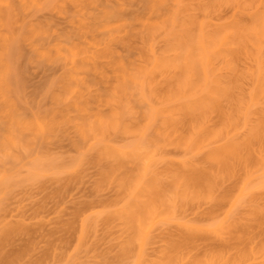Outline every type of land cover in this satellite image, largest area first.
I'll use <instances>...</instances> for the list:
<instances>
[{
  "label": "bare ground",
  "instance_id": "1",
  "mask_svg": "<svg viewBox=\"0 0 264 264\" xmlns=\"http://www.w3.org/2000/svg\"><path fill=\"white\" fill-rule=\"evenodd\" d=\"M238 1L239 0H237L236 2L235 0L236 3H238ZM240 1H243V0H240ZM256 1L262 2V0H256ZM250 2H254V1L252 0ZM250 2L246 1V3H250ZM243 5L244 4H242L241 7ZM180 6H181V2H179V0H0V165L1 164L3 166L6 165V167L14 166L13 168H10L11 171H13L15 167L18 165L17 162L23 159V158L21 159L20 157L21 155L27 156V158H29L28 156L31 155V157H33V160H35L36 158H38L39 154L36 155V158H34L32 154L38 151L37 147L40 144V143L38 144L39 140L42 138L41 140L43 142L41 141V143H45V146H46V143H49V141L53 140L54 138H57L56 136H60L62 134L61 130H63L62 132H64L63 133L64 135L69 136L70 138L74 135L75 139L76 138L78 139V140L76 139V141H78V144H77V142H75V140L72 139L73 137L71 138V142L72 143L75 142V144L73 143V146L77 144L76 147L78 146L77 148L81 149L82 147L80 146H82L85 143L84 141H87V143H85L84 145H87V147L89 148V146L92 145V142L94 141V143H97L99 145L98 147L101 146L100 148L101 152H102V149L104 152V150H106L108 146L111 148L108 141H107L108 145L106 144L107 146L105 144H103V146L102 144H100L108 140L107 137L105 136V135H108V134H105L108 131L107 129L111 127L109 126L108 128V124L110 125V123L107 122L109 121L108 118L110 119L119 118V117L127 118V116L131 114L133 115L134 118H137L139 116L141 120L145 122V126L147 128L149 127V129L153 128V131H154L153 123H155L156 120L161 118L162 123L161 122L160 123L162 125H160L159 127L155 125V127L157 128H155V131H154L155 133L153 132L154 134L156 135L158 134L159 136L161 135L164 136V139L166 138L165 141L167 142L168 140V143H170L169 145H174L175 146V147L173 146L174 148L177 147L181 150L182 149L185 151L187 150L186 152L183 151L184 153L180 150V152H182L184 155H186V153H188V151L190 150L194 152V154L197 152L198 153L205 152L202 156L205 161L202 163L204 164L208 163L210 165L209 166L207 164L209 167L207 166L208 168L206 169H204V166L201 167L202 169L196 168L198 170L196 171L195 170L196 166L193 167V164H192V167H188L189 169H191L189 170L188 168H185L187 167V164H184L186 162L184 159L183 161H181L180 159H179L180 161L177 160L179 162V164H177L179 166L176 165L178 168L177 167L174 168L176 170L173 169L174 170L173 174H172V171H170L171 174L169 172V175H170L169 177H171L172 175V179L170 178L171 185H169V189L171 188V191L173 192V194L171 193V196L173 197H170L171 199L170 200L165 197L166 196L165 194H163L164 197L166 198L165 200L163 195L160 193L161 192L160 187H158V185L156 184L154 177L148 176L149 174L147 175V171H144L145 169H147V166H145L147 164H145L141 171L144 173L140 175L139 177L137 175L134 176V177H137L136 180H134L133 182L134 184H132L131 182L133 186L130 185L131 188L129 187V190L130 189L133 190V193H130L131 195L130 197H128L129 194L127 193L128 194L127 198H130V199L133 198V200L129 199L128 201L129 203L130 201H132L130 205L133 202L135 203L134 205L136 206H133L135 208L134 209L135 211L133 210L132 205L130 206L129 203L128 205L131 208H129L127 204H124L126 205L125 207L126 212L123 211L124 209L121 208V211L125 213V215H123L125 216L124 218H127V220L131 223L132 227L138 228L139 234L141 232V229H143L142 226L144 225L142 224L144 220L146 219V217L149 219V221H147L146 219L148 225H150L151 223L150 221L156 217L155 214H157L156 211L158 210L157 208L160 207L159 206L160 204L165 207L171 206L173 204V206L175 207L177 204L176 202L180 200V198L177 199L176 201L175 199L180 196L183 197V198L181 197V199L185 200V199H188L189 197H192V195H195V193L197 196H199L204 192L208 194L209 193L214 194L212 192L214 191L217 193V195L221 193L220 195H218L219 196L218 198L214 197L216 198L214 200L215 203L217 202L216 205H214V207L216 208L218 205L217 207L218 209L217 208L215 209L217 212L220 209V207L221 208L224 207L223 203H225V207L227 206L228 208H232L234 204H236L240 200V198L244 197L243 196L244 193L246 192L248 193L251 190L252 186H249V184H251L250 180L252 181V177L254 175L255 177H260V179L263 178L262 180H260L261 183L263 184L264 183L263 182L264 181V123H263V120H260V119H262L264 115L262 118L260 117L259 119V122L261 121L262 122L259 125L257 124L256 127H254L255 131H254V128L251 130L252 132L253 131L254 132L253 133L250 132L249 134L250 137L247 136L248 138H246L244 142H242V140L238 141L239 143L235 142V140H232L228 136V134H229V130H231L232 128L231 125L236 123L235 121H233L232 123V120H231L232 117L230 116H233V114L237 110L239 111V113L237 111L236 114L237 113L238 114L237 115L234 114L236 115V117L233 116V120H235L234 117L239 118L241 114L245 116L249 113H252V111L250 112V110H252V107L255 106L253 104L260 103L259 100L256 101L257 97H259L260 99L261 96L263 97L264 95L261 93L263 89L259 87L258 88L256 87V90L258 89L260 91L261 89V91L260 92L255 91V93L257 92V94L259 93L261 96L259 94H258L259 96H256L253 90L255 85L257 86V84L260 83L259 82L261 81L260 79L264 78L263 77L264 70L261 73L262 71L261 67L264 66V65L261 66V64H263L264 62L261 60L263 58H260V56L258 57L255 56L257 53L260 54L259 52L263 53L262 45L260 44L261 42L260 43L257 42V39L259 38L261 40L262 34L264 36V33H263L264 13L260 14L263 12V11L260 12V10H258V13H257L255 9L253 11L251 10L249 11L247 10V7H245L244 5L242 8L238 7V9L237 8L235 9L236 11H238V14L237 12L234 11V16L236 14L237 15L240 14L239 16H241V13L242 15L249 13V12L252 14L254 13L253 14L254 24L253 23L250 24V27L249 25L246 26L241 23L239 24L238 21L240 20V18L237 19L238 18L236 17L237 15L235 16L236 17L235 19L237 21L234 18L232 19L233 16H231L230 18H228L230 21L224 19V21L226 22H224L223 20H221L223 21V23L213 22L212 25L214 24L215 27L213 26L212 30L216 28V25H217V28L219 29L220 27L219 24H221V27H220L221 32L217 30L216 28V30L218 31L217 33H219V36L217 37L219 38V40L217 41V38L215 36L216 31L214 30L213 32H215L214 33L215 35L213 34L214 35L213 37H215L214 39L216 40L217 43L215 42L214 39H213L214 41L212 40L213 42H215L213 46H212V43H213L212 41H211L212 43H210L211 45L207 43L209 44V47H212V51H210V48L208 49L207 48L208 46L205 44L206 42L209 41L208 40L205 42L206 38L209 37L210 34L208 35L209 31L207 32L206 27H205V31L207 33L206 32L205 33L208 36L204 34L203 26H204V23L205 24L207 23L208 25V21L206 22L205 20L204 22L203 20L204 23L202 21H199L201 22L199 24H197V22L196 23L194 22L195 25L197 24L196 26L199 25L198 26L199 29H197L196 27V29L198 30L197 32L198 35L196 34L197 38L195 37V39H193V41L195 42H193L192 40L191 41L195 43V47L197 45L198 48L194 47L196 49L195 51V49L193 48V44L192 45L189 44L190 45L189 47L186 42H185V45L188 46V49H186L187 46H184L186 50L183 48L185 50L184 53L188 50L185 53V57L189 59L191 58L190 57L191 51L193 52L194 50L195 52H197L198 59L202 60L200 61V63H202L201 64L202 71L205 69L206 66L208 68L207 64L210 63L211 65H209L210 66L209 68H211V70H209L208 68L209 73H211L212 65H213V63L210 62V60L213 59L210 56H212L213 54L211 53L212 54L211 55L210 52L215 53L214 50L217 49V47L223 49L224 51H227V50L230 51V49L232 48L233 52H235L238 55L239 59L242 57V59H245V60L247 59L249 61L251 60L253 64L257 63V65L253 66L255 69H257L258 66L259 67L261 66L260 67L261 70L259 69V67H258L259 71L258 69L256 70L258 75L256 73L254 76L253 72H255V69L251 72V75H252L251 78H255L256 81L252 80L253 87L248 92L249 93L253 92V93L252 94L248 93L249 97L247 98H249V100L245 99V102L247 103V105L241 108V106L244 105L242 104L244 100L239 102L240 104L238 103L239 105L238 104L237 105L238 107L239 106L240 107L238 109L237 107H234L235 110L232 109L231 112L233 114H231L229 113V111L223 110V108L221 107L220 109L218 106L219 104H218L217 107L219 108L220 111L217 110L219 111L217 113L218 114L217 116L214 114L216 110L215 100L216 101L218 100L217 95L214 96L213 94H211L212 95L211 96L210 93H207V91L211 92L209 91L210 89H212L213 93L215 90L217 92L218 90L217 87L215 88V90H213L214 89L213 85H209L213 83L216 85V82L213 78V74H210L212 75V77L208 78L209 76V73H207L208 70L207 72L206 70L203 71L205 72V75L203 73L204 76L202 75L203 78H201V80L205 84L207 83V80H209L208 82L209 84L207 85V87L208 86L209 87L207 89L204 85H200L201 88H199L200 91L198 90V92L200 93V95H201V92H203L204 94H209L208 96L205 95L206 97H204V98H207V100L203 99L205 100V102L202 101L204 102L205 106H207L206 101H208L210 106H211V103L215 102V104H212L214 106V107L212 106L213 109H209L208 112L212 111V114H214L217 118L219 117V119L221 116V120H224V121L221 122L219 119L218 120L220 121V124L222 123L224 124V125L222 124L221 127L224 129L225 132H228L227 134L223 132V129L221 128L220 130L219 128L215 129L216 126H214V128L212 126L210 127L209 123L211 122L213 118L212 119L208 118V120L206 118L212 117L214 115L209 114L208 112H205L206 115H210V116H205L204 112H202L204 117L200 118L202 113L199 109L201 108V110L203 111L201 107V105L203 104L202 103L200 104L201 101L200 102L198 101V105H196L194 102V100L196 99L194 97H193L194 100L192 99V97H191L192 100L188 99L190 97L189 94H193V93H195V96L200 97V95H197L196 93L197 90H195V92H193L194 90L193 91L191 90L192 91L191 93V91L189 92L188 91L189 89H187V92L189 93L184 91L186 94H183V90H185L184 88L188 87V82L190 80L189 77H191V73H190L191 70H188L190 66L189 64L190 62L188 60H187L188 62L187 64H189V66H185V68L188 67L187 69L188 72H187V75L185 76L187 77L186 79L187 80L189 79V80L187 81L184 79L187 82L186 83L183 80L185 82L184 83L181 79H179L180 81H182V84H185V85L183 88L181 87L183 85L179 86L181 82L178 80L179 81V84L177 83L178 87L176 86L177 89L174 91L181 92L180 90V87H181L182 96L186 95V98L182 96L181 97L184 98V101H186L187 99L188 101H191V102L193 101L192 102L194 104L193 106L196 105L197 109L200 106L198 110H196V107L193 108L191 103L188 101H187L188 105H185V103L183 102L178 103L176 100L179 99L180 96L179 97L176 96L177 99L175 97H172L173 95H176V94H173L171 93L172 91L171 92L169 91L171 90L170 89L171 84H174L175 82L173 83L171 82L170 85L168 83L170 87L169 89L165 88V90L166 89L169 90V91L166 90V94L167 92H169V94L171 95L167 96L165 94L166 97L164 96H163L164 98L160 97L162 99L158 100V97L161 94L160 95L158 94L157 96H155L156 95L155 93L154 95V92L158 93V91H156L158 90V88L153 91V89L155 88L153 86V80H154L153 78L155 77L154 74L156 73L157 70L159 69L161 70L162 68L165 67L164 65L165 62L164 63L163 62L161 63V61L159 62L160 59L155 57V54L153 53L154 51H152V47L149 48V46L151 45L145 46L146 50H144L143 48H141L143 47L142 45L144 43L141 44V47H138V44L136 43L135 45L137 46H134V43H132L133 40L131 39H134V38L131 37V35L133 34V30L138 29V27L140 30L143 27L142 31L150 30L152 32L154 31V29L157 30L161 28L162 26H164L165 23H167V25L173 24V20L177 19V18L176 19L174 18L179 13ZM251 7L253 9V6ZM243 8H246V10L244 9L246 12L243 10L241 11L239 10ZM248 8L251 9L249 5H248ZM255 12L257 13V17H256ZM259 16H261L262 18ZM256 18L258 21L256 20ZM152 19L154 21H152ZM254 21L257 24H255ZM174 24H175V21H174ZM239 25L245 26L246 28L249 27L252 29L247 28L248 29L247 30L244 27H239ZM135 26H137V28ZM208 27L209 25L207 26V28ZM257 27L258 29L263 28L262 29L263 31H260L262 33L261 35ZM238 30L240 32H238ZM236 32L237 34L239 33L237 35L238 38L239 36L241 37V35L244 36L242 37L243 38L242 41H240L242 38L235 39L234 35L236 36L235 34ZM231 35H233L232 37L233 39L230 38ZM204 36L205 37L207 36L205 40H204ZM249 36H254L252 37L253 39L251 41L252 43L248 41L247 37ZM250 38L251 37H249V40H251ZM207 39H210V37ZM244 39H246L245 43H243ZM230 40H232V42H235L237 48L233 46L234 43L230 42ZM233 40L240 41L241 43H236V41H233ZM253 41L257 43L254 42L255 43L254 44ZM134 42H136V40H134ZM242 43L243 44L249 43L248 44L249 47L243 45ZM119 44H121L122 47ZM215 44H216V48H214ZM238 44L239 46L240 44L241 46L242 45L244 46V47L242 46L244 48L243 50L249 49V56H247L248 50L245 52L246 54H244L246 58L243 57L244 55L241 56L242 50H240L241 49L240 47H239L240 49H238ZM219 48L217 49L216 53L220 51ZM251 48H253L252 51L255 52V55L254 53L252 54L253 57H251L252 56ZM208 50H209L210 56L208 55V52H207ZM236 51L237 52L239 51L241 57ZM255 57L257 58V60L255 59ZM186 58H185V61H186ZM101 59H103V61ZM100 60L105 63L102 64ZM254 60L256 62H254ZM258 60L259 61L261 60L259 64H258ZM105 67L107 68L105 69ZM26 68H29V69L34 68L33 72L34 71L37 72V70L41 72V73L37 72L39 76L41 74V76L37 78L39 80H34V83L37 84L36 86L33 83L32 78L30 79L32 80L31 81L32 86H31L30 80H27L28 78L22 75L24 71H27ZM185 70L182 71V74L184 73ZM106 71H108L107 74L109 75L106 74L105 76ZM54 73H57V74H54ZM188 73L190 75H188ZM260 74L262 75L260 76ZM55 75H58L59 77ZM93 75L94 77L98 76L97 81H95L96 79L92 77ZM104 77L108 80L105 82V84H107L108 82L109 84L105 85L103 83L105 81L103 80L105 79ZM258 77H259V81H257ZM260 77H263V78H260ZM210 79H212V82H210L211 81ZM102 80H103L102 82L103 85L101 86ZM35 81H38V82H35ZM202 81H200L199 84L200 83L202 84ZM262 81L260 83L261 87H263ZM189 83L191 84V82ZM28 84L31 87L33 86L35 87L34 90L31 88V91L33 90L32 92L26 89V88H30ZM190 84H189V88L190 87L192 88L193 86L192 84L190 86ZM106 86L107 88H105ZM210 86L212 88H210ZM102 87L103 89L101 92ZM202 87L204 88V90ZM173 89H175V87H172V90ZM192 89H194V87ZM26 90L28 92H26ZM204 91H206V93ZM163 92H162V95H163ZM203 93H202V96L204 95ZM187 96L189 97L187 98ZM155 97H157L156 98L157 101L156 100L154 101ZM212 98L213 100H211ZM250 100H251V103L249 102ZM209 105L207 107L211 108ZM250 105H253V106L251 107ZM101 106L103 107L106 106L104 108H107L108 113H107V110H105L103 107H102L103 110H100L102 109ZM182 106H185L189 111L190 110L191 111L193 110V112L197 111V113L195 114L193 113L194 114V115L192 114L193 117L191 115L190 116L191 118L189 119H187V117H185L187 115L184 114L185 119L189 120V123L186 122L188 125L186 124V126H183L185 129L187 128L185 131H183L184 128L181 130L182 124L178 125V122L181 121V119L177 117V120L178 118L180 119L177 122L176 117H174L176 116V113L178 114V112H180L179 109ZM208 108H205V110H207ZM198 111L201 114L200 116L198 114ZM223 111L225 112L223 113ZM226 111H227V115L229 113L228 116L225 115ZM244 111H245V115H244ZM261 111H262L261 112V116H262L264 109ZM185 113H186V110H185ZM221 113L223 115H221ZM196 114L198 115V117ZM247 118L243 117V120H246ZM262 124H263V127H262ZM228 125L231 126V128H229ZM260 125L263 129L260 127ZM204 127L206 128L210 127L212 129V130L209 129L210 130L209 131L208 128L207 130L205 128V132H207L208 138L205 137V135H203L204 139L198 138V135L199 134L201 135V131L204 130ZM64 128H67L66 132L64 131ZM256 128H259V130ZM68 129H71L72 132L68 131ZM214 129L215 131L218 130L219 132L218 131L213 132ZM141 130H140V134L143 133L142 134L143 137L144 135L146 137V134H144V132ZM143 130L145 129L143 128ZM211 131L213 133L210 135ZM57 132L61 134L58 135ZM68 132L72 133V136L69 135ZM147 132L145 131V133ZM220 132H223V134L225 133L224 134L225 138L227 140L229 139L228 142L227 141L223 142L224 140L221 139L223 135ZM202 134H204L203 131H202ZM45 137L46 138L48 137L47 138L48 142H45V139H44ZM141 137H139V139H141ZM49 138H53V139H49ZM81 141L84 143H82ZM145 142H148V141H145ZM145 142H144V146L140 145V143L138 142L139 143L138 146L140 145L142 147H145L147 146L146 144L149 145V142L146 144ZM94 143L93 145L97 146ZM40 145L44 146V144H40ZM138 146H136V148ZM41 148L43 147L40 146V149ZM112 149L113 151L115 150L117 152L119 151L118 153L120 154H123L124 152L127 153L126 151H123L119 148L117 149L112 148ZM137 149H139V147ZM80 151L79 153L83 154V149L81 151L82 153ZM192 152L190 153L192 154ZM14 161H16L15 165H14ZM8 162L12 163V165ZM189 166L191 165L189 164ZM1 167H0V181H1L0 188L2 184L4 186L7 185V182H9L10 180L9 177L7 178L4 177L5 173L8 172L7 168L4 167L5 169H3V167L2 168ZM192 169H194V171L196 172L194 173ZM4 170H6L5 173H4ZM170 170H172V168ZM2 180H7L6 184H4L5 182ZM191 182L192 183L196 182L194 184H197L198 182L200 183V185L198 184V186L200 187V189L198 187L199 193L197 190H195L196 189L195 187H197V185H195L194 187L192 184V189L195 188L194 191H196L195 193L193 192V190L190 187ZM224 183L225 184L229 183L230 185L233 184L232 185L233 188L232 186L231 188H228L230 187V185L228 187L227 185L223 187ZM219 185H221V187H219L218 189ZM209 186H211V188H209ZM216 186H217V189L219 191L222 190V192H219L216 189ZM188 187H190L189 192L191 193L193 192L194 194L187 193L189 189ZM201 187H203L204 189L206 188L205 189L206 191L203 190ZM248 188H250V190ZM1 189H5V188L2 187ZM3 195L1 196V198L3 197ZM183 195H186V196H183ZM150 196L152 199L150 198ZM144 197H146L145 198L146 200H142V198L144 199ZM125 201L127 202V200ZM219 204H221V206ZM173 206H171V208H173ZM255 208L253 209L254 213H256L255 210L257 212L258 211L263 212V213L261 212V214L258 216L257 222H255L254 224L255 226H253L258 231L256 235H258L260 232L259 236L261 237L257 239L255 238L257 236H254L255 234H253L252 236L251 230L248 229L249 230L248 232L246 227H245L246 230L245 228H243L244 230L241 229V226L240 227L238 226L237 228L239 229H237L236 226L234 227L233 224H230L232 222H229V218L227 215L228 212L223 213V215L221 214L222 215V217H220L221 219L214 221L211 224L209 223L210 225L207 223V226L205 225L206 227L205 226L203 227L200 224L197 225L196 223L188 224L187 222L189 221L184 222L181 220L180 221L176 220L174 218L175 222L178 221L176 222V224L178 223L177 225L180 226V229H182L181 232L178 233L179 235L177 234L175 237L179 236V238L180 237L182 238L179 239L177 237L178 239L176 240L174 239L175 238L174 237L173 239L175 241L173 240L174 242H172L170 240V242L172 243H168V246L170 247L167 246L166 249L170 250L171 248L170 252L172 251V256H170L171 253L168 252L169 250L167 251L166 249H164L166 250V254H167L165 255L166 257L168 256V258L167 259L164 258L165 251L163 250L164 253H162V255H163L164 261L160 262V260L157 259L156 261H158L159 263L150 261L149 264H153V263L155 264H264V211H263L264 208L260 204H259V209L257 205L255 206ZM173 210L171 209L172 212ZM220 210L222 213L224 209L223 210L220 209ZM169 212H170V209H169ZM214 214L215 213L213 212L212 215ZM214 216H217V215H214ZM172 218L173 216L171 213V219ZM216 218L218 219V216ZM1 221L3 222V220ZM1 221H0V224H1ZM5 222H3L4 223L3 231L0 234V244H3L5 242L4 243L5 247L7 245H12L11 244L12 239L15 236L21 237V235L24 232L25 234L23 235V237L27 236L26 235L27 230H24V227H27L24 225L25 223L21 224L19 222L20 225L22 226L20 225L14 226L13 224V228H9V226L12 227V224L11 225L6 224ZM7 222L10 223L9 221ZM129 222L127 223L129 224ZM12 223H17V222H12ZM80 224H81L80 226L82 227L83 221ZM144 224L147 225L146 223ZM5 225H8V229L6 228L7 226ZM0 228H1V225H0ZM82 228H84V226ZM82 228H81V233H83ZM233 228H235V231ZM231 229L233 231H231ZM147 230H148V226L146 227V232ZM30 231L31 230H29V232ZM182 231L185 232L186 236L189 238H187L186 236L183 237ZM18 232H19V235L17 234ZM29 232H27L28 236L30 235ZM201 232H206L203 234H206V235L208 234V236L210 234L213 235V237L215 238L214 240L217 239L216 241L217 242L219 241L220 244L218 245V247H216V250H214L215 249L214 248L215 246H214L212 248L213 250L210 249L212 251L210 252L207 251V254L205 253V250H204V253L200 255L197 254L198 256L195 257L197 259H195L194 258L195 255L192 256L191 251L194 253L193 248H197L194 246V245L197 246V244L193 242L192 238L195 236V234L196 236L194 238H196L198 234H201ZM14 233H16L17 235H15ZM13 234L15 235L14 237H12ZM141 234L143 235L146 234V237H147L148 232L141 233ZM180 234L182 236H180ZM138 238H140V235ZM29 239L28 241H30ZM144 240L145 238H142L140 242L138 241V244L140 243L144 244L145 243ZM30 243L26 242V246L29 244L31 246L33 245L32 240L30 241ZM4 244L2 245V247L0 245V247L7 250V248L3 247ZM170 244H172V246ZM239 244H241V246ZM142 246L143 245H141V249H142ZM8 247L9 249H11V246H8ZM209 248L210 247H208L207 249ZM13 250H19V249H13ZM195 252H196V249H195ZM138 253L139 254L137 255L135 254L138 259L133 255L134 259L132 258L131 260L132 262L133 261L135 262L134 264H142V262L145 260V258H143L144 260L141 258L143 257L142 256L143 251L142 252L139 251ZM168 253L170 254L168 255ZM0 254L4 255L5 253L3 254L0 253ZM12 255L15 260L16 257L14 256L13 252H12ZM201 255L203 256L205 255V256L203 257ZM20 257L21 256H19V258ZM22 257L24 256L22 255ZM191 257L193 258L191 259ZM3 258L5 259L6 256L2 257V259ZM6 260L9 261L8 258H6ZM16 260L13 261V263L9 261V263L14 264L16 263ZM2 261L4 262V260H0V262ZM146 262L147 261L145 260V263ZM145 263L143 262V264Z\"/></svg>",
  "mask_w": 264,
  "mask_h": 264
},
{
  "label": "rangeland",
  "instance_id": "2",
  "mask_svg": "<svg viewBox=\"0 0 264 264\" xmlns=\"http://www.w3.org/2000/svg\"><path fill=\"white\" fill-rule=\"evenodd\" d=\"M243 1L239 0L238 3H236L237 0H236V2H235V0H179V2H181V6L179 7V13L174 18V19H176V18L177 19L173 20V24L175 21L174 26L171 23H170L171 25H169V24L167 25V23H165L164 26H162L161 28H159L157 30L154 29V31H152V32L150 30H148V31L143 30L142 31L143 27L142 28L140 27L141 30L139 29V27H138V29L134 28L135 30H133V34H132L133 36L131 35V37L134 38V39H131V40H133L132 43H134V46H137V45H135V43H136V44H138V47H141V44L144 43L142 45L143 47H141V48L146 50L145 46L151 45V46H149V48L152 47V51H154L153 53L155 54V57L160 59L159 62L160 61H161V63L165 62V64H164L165 67L162 68L161 70L160 69L157 70L156 73L154 74L155 77L153 78L154 79L153 80V86L155 87V88L152 87V88H154L153 91L158 88V90H156V91H158V93L154 92V95H155V93H156L155 96H157L158 94L162 95V92L165 91V92H163L162 96L160 95L158 97V100H161L162 98L166 97V95L167 96L171 95V94H169V92L172 91L171 93L176 94V95H173L172 97L176 98V96H178V97L180 96L179 99L176 98L177 99L176 101L178 103L183 102V103H185V105H188V102H190L191 105L193 106L194 105L192 103L193 101L192 102L188 101V99L192 100L194 97L196 100H194V99L193 100H194L196 105H198V101L199 102L201 101L200 104L202 103L204 105L205 100H203V99L207 100V98H204V97H206L205 95L208 96L209 94H204L203 92H201V95H200L198 90L200 91V89H199V88H201L200 85H204L208 89L209 86L207 87V85L209 84L208 83L209 80H207L205 78L207 80V83L205 84L201 80V78H203L202 77L203 73L205 75V72H203V71L206 70V72H207L208 68L210 67L209 65H211V64L206 63L208 65V68L206 66L205 69L203 68L204 70L202 71V68H201L202 63H200V61H202V60L198 59L197 52H195L196 51L195 48L197 47V45L195 47V43H193V42H195V41H193V39H195V37L197 38V36H196V34L198 32L197 29H199V27H198L199 25L198 26H196V25L201 23L199 21H202V22H203V20H204V22H205V20H206V22L208 21V25H209L208 28L209 29L207 28V26H208L207 23L205 24L204 22H203L204 23L203 27H204V34L205 35H207L206 33L209 31L208 35L210 34L209 35L210 39H207V38H209V37H207L208 36L207 35L206 36L207 38L204 36V40H205V38H206L205 42L209 40L205 44L208 46L207 48L208 49L210 48V51H212V47H209V44L215 40L214 39L215 37H213L215 34H216L215 35L216 38L219 36V33H217L218 32L217 30H219L221 32V29H220L221 24H219L220 27L218 26L219 29L217 28V25H216L217 30H216V28H214L216 33L213 32L214 30H212V27L213 26L215 27L214 24L212 25L213 22L214 23L215 22H218V23L222 22L223 23L224 19L229 20L228 18L233 16L232 19L233 18L235 19L236 17H238L237 19L240 18V20L238 21L239 24L241 23V24H244L246 26L249 25V27H250V24H252L253 20H254V17H253L254 13L252 14L249 11L250 10L253 11L255 9L257 11V13H258V10H260V12L263 11L262 13L259 12L260 14L264 13V0H262V2L256 1V0H253L254 2H250L252 0H249V1L243 0ZM246 1L250 2V3H246ZM242 4H244L245 7H247V10H249L247 12H249V13L242 15V13L240 12L241 16H239L240 14L237 15L238 11H236L235 9L236 8L238 9V7L242 8L244 6L243 5L241 7ZM248 5L251 9L248 8ZM251 6H253V9ZM244 9L246 10V8L239 9V10L245 11ZM234 11L237 12V14H236L237 16L235 15L236 17L234 16ZM257 13L255 12L256 17H257ZM261 16H263V15H261ZM261 16H259V17H261ZM221 20H223V21H221ZM256 20H257V18H256ZM152 21H154V20L152 19ZM194 22L195 23L197 22V24L195 25ZM224 22H226V21H224ZM255 24H257V23L255 22ZM205 25H207V26H205ZM135 27L137 28V26H135ZM165 27H167V28H165ZM196 27H197V29H196ZM205 27H206L207 32L205 31ZM239 27L246 28L245 26H240V25H239ZM249 27H247V28L252 29ZM257 29H258V27H257ZM260 29H258L259 32L263 31L262 30L263 28H260ZM140 32H141V34H140ZM238 32H240V31L238 30ZM263 33H264V31H263ZM235 34L237 36L239 33L237 34V32H236ZM261 34L262 33L260 32V35ZM233 35H231L230 38H232ZM257 35H258V33H257ZM236 36L234 35L235 39L236 38L241 39L242 37H244L242 35H241V37L239 36V38H238V36L237 37ZM131 37H129V38H131ZM249 37H251L250 38L251 40H249ZM249 37H247L248 41L251 42L253 40L252 37H254V36H249ZM129 38H128V40H129ZM134 40H136V42H134ZM218 40H219V38H217V41ZM242 40H243V38L240 41H242ZM259 40L260 39L258 38L257 42H259V43L261 42L260 44L262 45L263 53L259 52L260 54L257 53L255 55V52L252 51L253 48H251V55L254 53L255 56H257V57L260 56V58H263L261 60L264 61V56H263L264 55V36H263V34L261 35V40L260 41ZM233 41H236V40H233ZM240 41H236V43H241ZM129 42H131V41H129ZM185 42L188 44L189 47L192 44H193V48L195 47L194 48L195 51L194 50H193V52L191 51V56H190L191 58L190 59L185 57V53L188 51L187 50L184 53V51L186 49H188V46L185 45ZM215 42H216V40H215ZM215 42L212 43V46ZM230 42H232V40H230ZM245 42H246V39H244L243 43H245ZM254 42L255 41H253V43ZM257 42H255V43H257ZM207 43H209V44H207ZM232 43L235 44V42H232ZM234 44H233V46L235 48H237L236 44L235 45ZM246 44H243V45L249 47V45H248L249 43L247 45ZM119 45H121V44H119ZM184 46H187L186 49L184 48ZM242 46H241V44H240V46L238 44V49L241 48L240 50H242L241 56L246 54L245 52L247 50H248L247 56H249V49L243 50L244 46L243 47ZM121 47H122V45H121ZM119 48H120V46H119ZM214 48H216V44H215ZM218 48L219 47H217V49ZM217 49L214 50L215 53L210 52V54L211 53L213 54V55L211 54L212 56H210L209 50L207 51L208 55L211 58H213L210 60V62L213 63L212 71H211V73H209V70H211V68H209L207 73H209V76H210V77L208 76V78H211L212 75H210V74H213V78L216 82V85L214 83L209 84V85H213V87H214L213 90H215V88L217 87V89L219 91L217 90V92H216V90H215L214 93H216V94H214L212 89H210V88H212L210 86L209 91H211V92L207 91V93H210V95L213 94L214 96L217 95L218 100L217 101L215 100V102H216V106H215L216 110L214 108L215 112L217 110H219V108L221 107V108H223V110H227V111H229V113L233 114L231 111H232V109H234V107H237V109L240 107V106L238 107V105L240 104L239 102H241L243 100L245 102V99L249 100V98H247V97H249L248 91H250V89H252V87H253L252 80L256 81L255 78H251L252 77L251 72L255 69L253 66L257 65V63L253 64V62L251 60L249 61L246 59L247 60L246 61L245 59H242L239 51L238 52L236 51L239 54V56L241 57L239 59L238 55L235 52H233L232 48H231L232 51H231V49H230V51L229 50L224 51L223 49L219 48L220 51L216 53ZM238 49H236V50H238ZM231 52H233V53H231ZM200 56H202V55H200ZM232 56H234L235 58ZM243 57L246 58L245 55ZM251 57H253V55ZM251 57H250V59H251ZM185 58H186V61H185ZM255 59L257 60L256 57H255ZM101 60L103 61V59H101ZM187 60L190 62L189 63L190 66H189V64H187L188 63ZM203 60H205V59H203ZM260 61L258 60V64ZM184 62L186 63V65ZM254 62H256V61L254 60ZM103 63H105V62H102V64ZM204 64H203V66H204ZM262 65H264V62H263V64H261V66ZM185 66H189V69H188V67L185 68ZM258 67H257V69H258ZM260 67H259V69H260ZM106 68L107 67H105V69ZM261 68H262V71H261V73H262L264 70V66ZM33 69L34 68H30V69L26 68L27 71H24L22 75L27 77L28 79L25 78L27 80H30L32 78L33 83H34V80H39L37 78L41 76V74L39 76V74H37V72L38 73H41V72H39L38 70H37V72H35V71L33 72ZM185 69L191 70V72H190L191 77L188 76L191 81L189 79L188 80H189V82H191L194 89H192L193 87L192 88L190 87L191 89L189 88L190 83L188 82V87L184 88L185 90H183V94H186L184 91L187 92V89H189L188 90L189 92L191 90L192 91L194 90L193 92H195V90H197L196 93H197V95H200V97L202 96V93L204 94L202 96L203 98L201 97V99H200L199 96H195V93H193L194 96H193V94H189L190 97L187 96V98L188 97L189 98L186 101H184V98H182V97L186 98V95L182 96V93H181L182 92L181 87L183 88L185 85V84H182V81L184 79L187 80L186 79L187 77L185 75H187L188 70L186 71ZM257 69H255V72H253L254 76L257 73V71H256ZM259 69H258V71H259ZM183 70H185V71L182 74ZM27 72H28V74H27ZM185 72H186V74H185ZM57 73H54V74H57ZM107 73H108V71L105 72V76ZM263 74H264V72H263ZM107 75H109V74H107ZM183 75L185 76V78ZM188 75H190V74L188 73ZM257 75H258V73H257ZM261 75L262 74H260V76ZM55 76L59 77L58 75H55ZM92 77L96 79V80L94 79L95 81L98 80L97 79L98 76L94 77V75H93ZM263 77H264V75H263ZM263 77H260V78H263ZM179 79H181L182 81H180ZM212 79H210L211 80L210 82H212ZM103 80H105V81L103 82ZM103 80L101 81V86L103 85V83L105 84V82L108 81L106 78ZM178 80L181 82L179 86L183 85L180 87L181 92L174 91L177 89L176 88L177 83L179 84ZM214 80H213V82H214ZM260 80L261 81L263 80L262 81L263 87H261V85H260L261 81H259V77H258L257 81H259L260 83L257 84V86L255 85V87H254L255 89L253 88L254 94H256V96L260 95L259 93H258L259 95L257 94V92L259 90L258 89L256 90V87L263 89L262 91L260 89V91L262 94H264V78L260 79ZM31 81L32 80H30V82ZM200 81H202V84L201 83L199 84ZM35 82H38V81H35ZM154 82H155V84H154ZM171 82L172 83L175 82V83L171 84ZM168 83H169V85L171 84V86H170L171 88L169 87ZM34 84H35V86L37 85L36 83H34ZM107 84H109V82ZM107 84H105V85H107ZM191 84H190V86H191ZM198 84H199V86H198ZM30 85L32 86V82L30 83ZM156 85H157V87H156ZM29 86H27V87H29ZM31 86H30V88H26L30 92H32L35 88L34 86L33 87H31ZM186 86H187V84H186ZM172 87H175V89L172 90ZM31 88L33 89L32 91H31ZM105 88H107V86ZM165 88H168V89L170 88L171 90L169 91L166 89L167 91H169L166 94ZM204 88H203V90H204ZM102 89H103V87L101 88V92H102ZM27 90H26V92H28ZM192 91H191V93H192ZM255 91H257V92L255 93ZM189 92H187V93H189ZM204 92L206 93V91H204ZM252 93L253 92H250L249 94H252ZM160 97H162V98H160ZM191 97H192V99H191ZM198 97H199V99H198ZM263 97H264V95H263ZM263 97L261 96L260 99H262ZM156 98L157 97L154 98V101L155 100L157 101ZM260 99H259V97H257V100H256V101H258V100L260 101L259 104H257V103L253 104L255 106L250 105L251 107L253 106L252 110H250V112L252 111V113L245 115V111H244L245 116H243L240 113L241 116H239V118H235L236 115L239 113V111L236 109L238 111V113L236 114L237 111H235L234 114H236V115L233 114V116H235L234 117L235 120H233V116H230V117H232L231 118L232 123H233V121H235L236 123L231 125L232 128H231V126L228 125L229 128H231V130H229V134H228V132H225L224 129L221 127V125L223 123L220 124V121L221 122L224 121V120H221V116L219 115L220 119H219V117L218 118L216 117L218 115L217 113L220 110L217 111L216 113L214 112V114L216 116L214 114H212V111L208 112L209 109H213L212 104H215V102L214 103L210 102L211 103V106H210L208 101H206V105L207 106L209 105L211 108H208L207 106L204 105L205 108H208L207 110H205L204 106L201 105L203 111L201 110L200 106L198 107V109L200 108L199 110L201 111V113L204 112V114H205V112H208L209 114L214 115L212 117L206 118L207 120H208V118H210V119L213 118L211 120V122L209 123L210 127L212 126L214 128V126H216L215 129H217V128L223 129V132L227 133L228 136L232 140H235V142H238L241 140H242V142H244L246 140V138L250 137V135H249L250 132L253 133L255 131L254 127H256L257 124L259 125L262 122V121L259 122V119H260V117L262 118L264 115V112H263V114L261 116V112H262L261 110L264 109L263 108L264 107V98L262 100H260ZM211 100H213V98ZM202 101H204V102H202ZM244 102L242 103L244 105H242L241 108L243 106L247 105V103L245 102L246 103L245 104ZM249 102L251 103V100ZM190 103H189V105H190ZM196 105L193 106V108H195ZM217 105L219 106V108L217 107ZM102 107L103 106H101V108ZM104 107H106V106H104ZM103 108L100 110H103ZM104 109L107 110V108H104ZM183 109L186 110V113H185V110H183ZM198 109L196 107V110H198ZM179 111L180 112L177 111L179 115L176 113V116H174V117H176L177 122L181 119V121H179L180 123L178 122V125L182 124L181 125V127H182L181 130H182L184 128L183 126H186V124H187L186 122L189 123V120H186L185 117H187V119H189V118H191L190 116L193 113L194 114L197 113V111H194V112H193V110L189 111L185 106H182L179 109ZM181 111H183L184 113ZM227 111H226L225 115H227ZM104 112H106V111H104ZM104 112H102V113H104ZM224 112L225 111H223V113ZM107 113H108V110H107ZM229 113H228V115H229ZM184 114H186L187 116H185ZM198 114H199V116L201 115L199 111H198ZM193 115H192V117H193ZM221 115H223V114L221 113ZM124 116H126V115H124ZM129 116H127V118H125V117L124 118H122V117L121 118L120 117L119 118H111V119L108 118L109 121H107V122L110 123V125L108 124V128H109V126H111L109 129H107L108 130L107 133H105V134H108V135H105L108 140H106L100 144H102V146H103V144L108 145V143H109L111 148L108 146L107 149L105 148L106 150H104V152H103V149L101 152V150H100L101 146L98 147L99 145L97 143H94V141L92 142V145H90L91 148L89 146L90 149L87 147V145H84L85 143H87V141H84L85 143L81 141L82 143H84L83 145L81 143L82 146H80V147H82V148L81 149L77 148L78 147V146L76 147V145L78 144V141H76L77 138L75 139L74 135L72 136V133H70V132H72L71 129H68V131H70V132H68L69 135H71L73 137V138L72 137L71 138L74 139L75 142H77L76 145L73 146V143L75 144V142L72 143L71 138L69 136L64 135L63 134L64 132H62L63 130H61V133L63 135L61 133L57 132L58 135H60V134L61 135L56 136L57 135V133H56L55 136L57 138H54V137H53L54 139L49 138V139H53V140L49 141V143H46V146H45V143H41L42 138L39 140L38 144L39 143L44 144L45 147L43 145L39 144V146L37 147L38 151L35 152L37 154H35V153H33L34 155L32 154V156H34V158H36V155L39 154L38 158H36L35 160H33V157H31V155L28 156L29 158H27V156L21 155L20 157H21V159L22 158L23 159L17 162L18 165L15 167L14 170L12 169L13 171H11L10 168H13L14 166L13 167H10V166L6 167V165L3 166L1 164L3 169L7 168V171L9 172V173L8 172L5 173L6 170H4V173H5L4 177H6V178L9 177L10 180L7 179V180H9V182H7V180H2L5 182L4 184H6V182H7V185H5L7 188L3 184H2L3 186L1 185V188L4 187L5 189L0 188V193H1L0 198L4 194L3 197L0 199V221L3 220V222L6 221L5 222L6 224H10V225L12 224V227L9 226V228H13V224H14V226H19L20 223L21 224L25 223L24 225L29 227V228L24 227V230H27L26 231L27 236H28L27 232H29V230H31V231L29 232L30 235L28 236L30 239L27 236L23 237L25 232L24 233L22 232L23 233V234L21 233L22 235L20 234L21 237L15 236L17 234L19 235V232L17 234L14 233L15 235L13 234V236L11 235L12 237L15 236L13 239L11 238L12 239V241H11L12 245H7L8 243L6 242L7 246L5 247V244H4L5 242L3 243L4 244L3 247L7 248V250L1 248L3 244H0L1 245V247H0L1 252L0 253H2V254L5 253L4 255L0 254V260H4V262L2 261V262H0V264L1 263L2 264H5V263L10 264L9 261L11 263H13V261H15L16 259H18V260H16V263H14V264H130V262H131V264H134L135 262L134 261L132 262L131 260L133 258V255L136 257V255L139 254L138 253L139 251L140 252L143 251V253H142L143 257H141V258L142 259L145 258V260L147 261L146 263H145L144 259H143L144 261L142 260L145 264H149L150 261L155 262V263L156 262L159 263L158 261H156L157 259H159L160 262L161 261L163 262L164 258L165 259L168 258V256L166 257V255H167L166 250L168 251L169 249H166V247L168 246V243H172L175 241L174 239L177 240L179 238V236H177L178 238L175 236L178 233H180L182 230V229H180V226L177 225L178 223L176 224V222H178V221L175 222L174 218L176 220H179V221L180 220L184 221V222L189 221V222H187L188 224L196 223L197 225L200 224L204 227L205 225L207 226V223L211 224L214 221L221 219L220 217H222L223 213H226V212H228L227 215L229 218V222H232L230 224H233L234 227L236 226V228H237L238 226L239 227L241 226V229L246 227L248 232H249V230H251L252 236H253V234H255L254 236H257V237H255L256 239L261 237V236H259L260 232L258 235H256V233L258 231L253 226H255L254 225L255 222H257V218L262 212V211L257 212L256 211L257 209L255 208V206L257 205V207L259 209V204H260L264 208V185H263L264 183L262 184L260 181L263 178L260 179V177H255V175L252 177V181L250 180L251 184H249V186H252L251 190H250V188H248L250 191L248 190L249 191L248 193L247 192L244 193V195H243L244 197L240 198V200L236 204H234V206L232 208H228L227 206L225 207V203H223L225 208L224 207L221 208L220 206L222 203L219 204L220 209H222V210L226 209L225 212L223 210L222 213H221L220 209L216 212L215 209L218 207V205L216 208L214 207V205H216V203H217V202L215 203L214 200L216 198H218L219 197L218 195H220L221 193H219L217 195L216 192L212 191L214 194H210V193L208 194V193L204 192L202 194L200 193L201 195L197 196L195 193L196 191H194V189L196 188L195 190H197L199 193L200 187L198 186V184L200 185V183L198 182L197 184H194L196 182H194V183L191 182V186L188 185L191 187V189H192V184L194 187H195V185H197V187L192 189L193 192L195 193L196 197H195V195H192V197H189V198L187 197L188 199L183 200V199H181L182 196H180V197L175 199V201H176L177 199L180 198V200H178L176 202L177 203L176 206L174 207L173 204L171 205V206H173V208H171V206L165 207V206L160 204L159 205L160 207H158L157 208L158 210L156 211L157 214H155L156 217L155 218L153 217L154 219L150 221L151 222L150 225L147 224V221H149V219L146 217L147 221L145 219L143 224H142V225H144V226H142L144 230L141 229V232L139 234L138 228L136 226H135L136 228L132 227L131 223L127 220V218H124L125 216H123V215H125V213L123 211L126 212V210H125L126 205H124V204H127V206L129 207L130 203L132 202V201H130V203H129L128 200L130 198H127V195L129 194L128 197H130L131 196L130 193H133V190H131V189L129 190V187L131 188L130 185L134 184L133 182L137 178L134 176L137 175L139 177L140 175H142L144 173L141 171H142L143 166L145 164H147V165H145V166H147V169H145L144 171H147V175L149 174L148 176L154 177L156 184L158 185V187H160V191H161L160 193L162 195L165 194L166 195L165 197L168 199H170V197H173V196H171V193L173 194V192L171 191V188L169 189V185H171L170 181L172 179V175H171V177H169L170 176L169 172L172 171V174H173V171L176 170L174 168L179 166V165H177V164H179V162L177 160L180 159L181 161H183V159H184L187 162V163L186 162L184 163V164H187V167H185V168L192 167V164H193V167L196 166L195 167L196 171H198L196 168L202 169L201 167L204 166V169H206L210 165L208 163L207 164L209 166L207 164L202 163L205 161L202 157L205 152H203V153L197 152L194 154V152H192L190 150V151H188V153H186V155H184L183 153L186 152L187 150L186 151L183 149L181 150L177 147L174 148L175 147L174 145H169L170 143H168V140H167V142L165 141L166 138L164 139V136L161 135L162 136L161 137L158 134L157 135L154 134L155 128L162 125L161 124L162 123L161 118H159L158 120L155 121L156 124L153 123L154 124L153 125L154 131H153V128L149 129V127L147 128L145 126V122L143 120H141V118L138 115L137 116L139 118L137 116H135L137 118H134L133 115H131V114ZM205 116H210V115L205 114ZM242 116L245 118H247V117L248 118L246 120H243ZM177 117H179L180 119L178 118V120H177ZM197 117H198V115H197ZM203 117L204 116L202 113L200 118H203ZM231 120H229V121H231ZM260 120H263V123H264V117ZM155 125H157V127H155ZM145 127L147 128L148 132H147ZM210 127H207L208 130L209 129L212 130ZM260 127H261V125H260ZM262 127H263V124H262ZM141 128H142V130H141ZM143 128L145 130H143ZM205 128L206 127H204V130H202L204 134H202V131H201V135L199 134L198 138H203V135H205V137L208 138V134H207V132H205ZM207 128H206V130H207ZM253 128H254V131L252 132L251 130ZM259 128H256V129L259 130ZM186 129L184 128L183 131H185ZM215 129L213 132L218 131V130L215 131ZM140 130L143 131L144 134H146V137H145V135L143 137V135H142L143 133L140 134ZM64 131L66 132L67 128H64ZM145 131L147 133H145ZM213 132L211 131L210 135ZM223 132H220L224 136V138L222 136L221 139L224 140V141L222 140L223 142H225V141L228 142L229 139L227 140L225 138V135H224L225 133L223 134ZM139 137H141V139H139ZM47 138L46 137L44 138L45 142H48ZM88 141H90V140H88ZM107 141H108V143H107ZM145 141H148L149 145L146 144L148 142H145ZM138 142L142 146H144V142H145V144L147 146H145V147H142L140 145L138 146V144H139ZM93 143L97 146H94ZM40 146L43 147L44 149L43 148L40 149ZM136 146H138L139 149H137L138 147L136 148ZM96 147H98V148H96ZM112 148H114V149L119 148L123 151H126L127 153H125V152L123 153L121 151L123 154H120V153H118L119 151L117 152L115 150L116 151L115 152V151H113ZM133 148H134V150H133ZM78 149H80L81 151L83 149V154H80L79 153L80 150H78ZM180 150L182 152L183 151L184 152L182 153V152H180ZM190 152H192V154ZM16 158H17V156H16ZM24 158H26V159H24ZM15 162L16 161H14V165H15ZM8 163H10V162H8ZM10 164L12 165V163H10ZM189 164L191 166H189ZM1 165H0V167H1ZM171 168H172V170H170ZM189 170H191V169H189ZM192 170L194 171V169H192ZM196 171H194V173ZM1 172H3V171H1ZM170 174H171V172H170ZM257 175H259V174H257ZM260 176H261V174H260ZM153 177H151V178H153ZM168 180H169V182H168ZM131 182H132V184H131ZM225 185H227V187H228L230 184L224 183L223 187ZM232 185L233 184H231L230 187H228V188H231ZM211 186H209V188H211ZM190 187H188L189 188L188 192H187L188 194L191 193V192H189ZM198 187H199V189H198ZM219 187H221V185L218 186V189H219ZM201 188L203 190L206 189V188L204 189L203 187H201ZM232 188H233V186H232ZM216 189H217V186H216ZM128 190H129V192H128ZM208 191H210V190H208ZM219 192H222V190ZM183 196H186V195H183ZM163 197H164V195H163ZM214 197H216V198H214ZM145 198L146 197H144V199L142 198V200H146ZM150 198H151V196H150ZM166 198H165V200H166ZM125 200H127V202ZM130 200H133V198ZM128 203H129V205H128ZM134 204H135L134 202L131 204L133 210L135 209L133 206H136ZM166 204H168V203H166ZM226 205H228V204H226ZM121 208L124 210L121 211ZM129 208H131V207H129ZM254 208L256 209L255 210L256 213H254V210H253ZM169 209H170V212H169ZM171 209L172 210L174 209L173 212L171 211ZM139 210H138V212H139ZM212 211L215 213L214 215L218 216V219L216 218L217 216L212 215L213 214ZM211 212H212V214H211ZM171 213L173 216L172 219H171ZM7 221H9L10 223H8ZM82 221H83L82 227L84 226V228H82L80 226L81 225L80 223ZM3 222L1 221V224H0L1 225L0 230L2 229L0 231V234L3 231V224H4ZM12 222H17V223H12ZM127 222H129L130 225ZM144 223H146L147 225H145ZM5 226H7L6 228L8 229V225H5ZM20 226H22V225H20ZM145 226L146 227L148 226L147 237H146V234L145 235L141 234V233H147ZM25 228H27V229H25ZM81 228L83 230V233H81ZM246 228H245V230H246ZM233 229L235 231V228H233ZM237 229H239V228H237ZM231 231H233V230L231 229ZM182 233H183L182 234L183 237H185L186 236L185 232L182 231ZM203 233H206V232H201V234H198L196 237L197 239L194 238L196 236V234L192 238L193 242L195 244H197V246L194 245L195 247H197V248H193L194 253L191 251L192 256L195 255L194 258L197 257L198 255L204 253V250H205V253L207 254V251H209V252L212 251L213 250L212 248L214 246H215L214 250H216V247H218V245L220 244L219 241L218 242L216 241L217 239L214 240L215 238L213 237V235L210 234L208 236V234L206 235ZM139 235H140V238H138ZM182 235L180 234V236H182ZM25 238H27V239H25ZM142 238H145V240H144L145 243L143 242L144 244H142V243L138 244V241L140 242V240H142ZM180 238H182V237H180ZM187 238H189V237H187ZM28 239L30 241L32 240V244H33L32 246L30 245L31 243H30V241H28ZM170 240L172 242H170ZM26 242L27 243L29 242L30 246L29 245L26 246ZM141 245H143L142 246L143 250L141 249ZM170 245L172 246V244H170ZM239 245L241 246V244H239ZM8 246H11V249H9ZM29 247H31V248H29ZM168 247H170V246H168ZM208 247H210V248L207 249ZM220 247H219V249H220ZM13 249H19L20 251L19 250H13ZM164 249H166V250H164ZM195 249H196V252H195ZM210 249H212V250H210ZM163 250L165 251V253L163 252ZM170 250H171V248H170ZM170 250L168 252H170ZM22 251H24V252H22ZM12 252H13L14 256L16 257L15 260H14V257L12 255ZM20 252L24 257H22ZM23 253H25L26 255ZM162 253H164V258H163ZM170 253H168V255L170 254V256H172V251ZM18 255L21 256L22 258L21 257L19 258ZM5 256H6V258H8L9 261H7L6 258L2 259V257H5ZM11 256H12V258H11ZM201 256H203V255H201ZM138 257H140V256H138ZM192 258L193 257H191V259ZM195 259H197V258H195ZM143 262H142V264H143ZM155 263H153V264H155Z\"/></svg>",
  "mask_w": 264,
  "mask_h": 264
}]
</instances>
